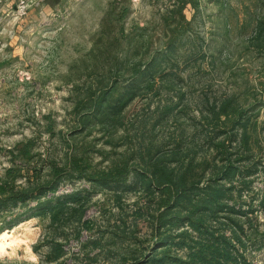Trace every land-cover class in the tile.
Here are the masks:
<instances>
[{
    "label": "rangeland",
    "instance_id": "374dc122",
    "mask_svg": "<svg viewBox=\"0 0 264 264\" xmlns=\"http://www.w3.org/2000/svg\"><path fill=\"white\" fill-rule=\"evenodd\" d=\"M51 162L74 169L54 195L86 196V224L66 217V254L46 262L33 248L48 220L22 218L0 233V264H194L156 246L160 191L135 173L219 186L226 166L257 164L225 197L264 199V0H34L0 17V177L43 182ZM89 174L125 175L132 190ZM236 220L246 257L264 264V210Z\"/></svg>",
    "mask_w": 264,
    "mask_h": 264
},
{
    "label": "trees",
    "instance_id": "16d2710c",
    "mask_svg": "<svg viewBox=\"0 0 264 264\" xmlns=\"http://www.w3.org/2000/svg\"><path fill=\"white\" fill-rule=\"evenodd\" d=\"M225 108L227 107H221L222 115H227ZM217 114L219 115V109ZM256 165L251 164L238 171L237 167L226 166L220 173L219 181L222 183H219V186L204 187H199L195 182L187 183L183 178H177L172 182L162 173L152 172L146 175L135 173V179L141 181L146 189L153 183L160 191L159 207L153 220L156 233L165 230L167 233H160L161 237L156 246L162 248L167 244H173L178 248H186L189 252L187 259L194 264H254L246 257V247L241 241L246 229L236 218L248 220L249 215L255 212V208L264 210V199L259 200L257 207L252 208V205H248L247 209H244L241 205L229 203L226 198L233 189L232 180L236 171L243 179L256 174ZM49 166L50 178L43 182L27 180L23 185L16 184L17 175H13L11 169L0 177V233L16 226L22 218L47 219L50 235L45 236L33 250L36 252L46 247L45 261L56 262L66 254L65 243H62L64 240L67 241L63 231L66 226L65 218L77 215L76 222L86 224V221L82 220L86 196L79 191L54 195L61 184V176H71L74 169L60 168L55 162L49 163ZM85 178L94 186L106 190L112 188L110 182L119 181L113 179L110 174H89ZM125 181L124 175L117 183L122 184L125 190H132ZM226 183L229 186L226 187ZM31 203L35 205L31 206ZM179 225L183 230L173 231L174 227ZM191 233L195 234L194 239L191 238ZM174 239L178 241L172 243ZM199 239H202L203 243H200ZM196 247L198 251L195 250ZM176 262L188 264L179 259Z\"/></svg>",
    "mask_w": 264,
    "mask_h": 264
},
{
    "label": "built area",
    "instance_id": "2783aa9c",
    "mask_svg": "<svg viewBox=\"0 0 264 264\" xmlns=\"http://www.w3.org/2000/svg\"><path fill=\"white\" fill-rule=\"evenodd\" d=\"M34 0H0V8L3 9V17H11L18 20L27 15L29 7Z\"/></svg>",
    "mask_w": 264,
    "mask_h": 264
},
{
    "label": "crops",
    "instance_id": "0c3cea01",
    "mask_svg": "<svg viewBox=\"0 0 264 264\" xmlns=\"http://www.w3.org/2000/svg\"><path fill=\"white\" fill-rule=\"evenodd\" d=\"M4 15L3 9L0 8V17H2ZM29 18V17H28Z\"/></svg>",
    "mask_w": 264,
    "mask_h": 264
},
{
    "label": "bare ground",
    "instance_id": "6f19581e",
    "mask_svg": "<svg viewBox=\"0 0 264 264\" xmlns=\"http://www.w3.org/2000/svg\"><path fill=\"white\" fill-rule=\"evenodd\" d=\"M2 238H3V236L1 235V236H0V240H1ZM1 243H2V242H1ZM0 245H1V244H0Z\"/></svg>",
    "mask_w": 264,
    "mask_h": 264
}]
</instances>
